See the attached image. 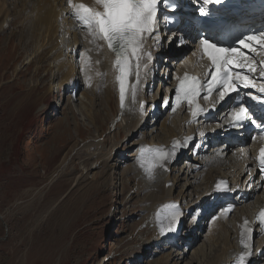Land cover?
Masks as SVG:
<instances>
[{
    "label": "rangeland",
    "instance_id": "obj_1",
    "mask_svg": "<svg viewBox=\"0 0 264 264\" xmlns=\"http://www.w3.org/2000/svg\"><path fill=\"white\" fill-rule=\"evenodd\" d=\"M9 1L27 17H0V264H199L208 243L216 240L205 221L193 231L194 238L184 232L177 244L168 238L143 244L144 237L151 235L144 232L140 236L149 205L144 201L147 195L129 179L122 155L113 161L117 165L113 173L107 175L102 165L94 163L86 179L77 180L92 161L82 144L99 133L84 113L92 106L95 112H105L104 92H99L97 99L94 90L87 94L93 103L98 101L94 105L84 98L79 65L82 52L88 51L86 42L70 41L74 34L68 29L75 27L63 11L55 44L65 51L62 60L67 67H74L77 76L61 89L62 77L56 61L46 55L47 40L41 35L45 29L36 20L32 0ZM167 40L168 36H163V43ZM165 72L160 66L153 69L146 84V99L151 100L146 108L153 103V95L156 107L161 106L167 88ZM52 85L56 87L51 91ZM157 116L160 127L165 113ZM156 134H160L159 129L152 134L147 126L127 144L150 141ZM72 148H76L72 170L49 184L64 157L71 156ZM185 177L180 170L172 172L178 186L174 195L183 206L186 201L195 204L198 198L195 191L190 196L193 187L187 186ZM182 191L188 194L186 201L180 197ZM210 198L207 195L194 211H203L204 216L203 207ZM190 227L187 224L186 229ZM195 250L199 253L194 255Z\"/></svg>",
    "mask_w": 264,
    "mask_h": 264
},
{
    "label": "bare ground",
    "instance_id": "obj_2",
    "mask_svg": "<svg viewBox=\"0 0 264 264\" xmlns=\"http://www.w3.org/2000/svg\"><path fill=\"white\" fill-rule=\"evenodd\" d=\"M238 1L241 4V8H243L251 0ZM176 2L179 4L177 12L188 11L185 9V0H176ZM80 4H85L97 11H103L102 4L98 3L97 0H32L36 20L43 27L41 29H45V33L42 32L41 34L39 32V34L43 35L44 40H47L46 55L52 56L56 61L62 77L61 82H59L61 89L66 88L70 81L77 76L74 67H67V63L62 60V57H66L65 51H61V48L55 44L56 36L61 32V13L66 11L69 18L73 20L75 27L73 30L68 29V33L71 31L74 34L73 39L69 38L70 41L73 40L74 43H78V41L80 42L78 39H82L86 42L88 50L87 52H82V62L79 65L81 74L84 77V98L94 105L98 101L96 100L97 102L93 103L87 94L94 90V99H97L99 92L105 93V112H95L94 106H92L91 110L84 113L87 118L92 119V122L97 125L99 133L91 136L85 144H82V147L88 152V159L92 161L87 165L86 173L83 172L79 177L77 176V180L84 181L88 176V172L94 170V163H96V167L102 165L107 171H105L107 175L113 173L117 168L116 163L113 164V161L117 159L118 154L122 155L123 160L126 161H122V163L125 164V172L129 174V179L136 183L147 195L144 201L149 205L146 210L144 224L142 225L144 229L142 228L143 232H140V236L145 235L143 234L144 232L151 233V235L144 237L143 240L145 242L143 244H151L154 240L164 238H168L171 243L177 244L179 241L174 240L171 234L168 233L170 224L166 221L165 213L168 206L178 201L174 195L178 187L177 181H173L172 172L182 171L183 174H186L187 186L193 187L189 190L190 196L193 195L192 191H195L194 194L198 195L194 204L186 201L188 196L186 191H182L180 194V197L186 201L184 207L189 217L187 224H190L191 219H194L193 225L186 230V236L194 238L196 232L193 231L201 226L202 221H205L214 235H216V240L213 239V243H208L209 246L205 247L206 252H202L205 255L202 256L203 258L198 263L234 264L242 253L241 246L244 242L239 226L244 217H252L264 204V187L260 179L254 176L246 183L245 187H241L244 196L240 198L237 193L231 200L224 199V196L216 197L217 192L213 189L221 182L227 183L232 189L237 184H244V181L249 178V173L251 175L254 174L256 157L262 144L260 134L258 133V137L252 142H249V139H244V141L239 143L231 144V136H233L235 130H239V134L236 135L239 138V136L245 135L246 129L234 126L228 110L225 109L222 113L209 119L202 116L200 119L194 120L190 117L186 108L181 107L173 113L170 112L169 106H166L167 91L165 92L162 107L155 108L157 98L153 95V103L146 108V102H151V100L147 101L146 99L148 91L146 84L153 75V69L156 68L157 70L160 66L161 69L166 70L164 82L167 84V90L175 84L186 69L200 71L202 68L201 42L191 40L188 50L175 51L173 49L174 43H172V35L175 33L169 31L166 27L167 16L156 21L152 33L144 34V55L140 58L138 68L136 61L131 60L132 68L128 90L122 104L120 101L119 70L116 65V54L108 48L107 41L99 36L97 30L85 22L79 13ZM65 5L67 7L64 8ZM209 6L213 7L214 4L210 3ZM17 7L9 0H0V17L12 16L13 19L21 16L27 17L24 10H18ZM236 12L237 10L225 11L224 15L225 17H232ZM262 20L264 21V14L262 15ZM13 22L10 26L13 25ZM184 25H187L185 20L181 29ZM196 33H198V36L200 35V31L196 30ZM39 34L36 35L39 36ZM163 36H168L167 43H163ZM59 39L61 40L60 37ZM44 40L43 44L45 45ZM154 43H157V45L151 54L150 50ZM147 51H150V55L153 56L152 60L146 56ZM244 56L247 59L238 68L237 74H241V72L250 74L251 72L244 65L250 62L254 67H257L259 57L264 56V48L253 49ZM171 73H173V80ZM251 77L252 75H250ZM251 81L254 87L246 86L245 90H242V94L245 99H260V96L255 95V93H259L260 89L264 88V81L258 75L255 79L252 77ZM55 87L52 85L51 91ZM33 90H31V93ZM208 101L219 105L222 104L218 102L215 96ZM153 113L154 115H152ZM157 113L158 115L165 113L160 127L158 126ZM211 119L213 121H210ZM147 126L150 127L152 134L158 129L160 134L153 135L150 141L141 139L142 141H134L128 145L129 141L135 136H139V133ZM186 133H195L197 136V142L194 143L187 155L188 159L186 162L182 163L181 166L177 165L176 161L169 162L168 168H154L151 175L145 171L146 164L144 160L150 159L146 155L147 150L159 145L170 146L175 137H182ZM75 149H71V156L67 155L64 157L62 164L60 163V167L53 174L49 184L53 183L59 176L61 177L69 170H72L70 163L72 153L76 152ZM84 149L82 151H85ZM192 178L195 181H192ZM195 183H198V185L193 186ZM210 192L212 198L205 202L203 207L205 215L202 216L203 211L196 213L194 208L196 205L202 204ZM128 196L130 198V195ZM227 205L231 207L232 211L230 214H225ZM217 208H219L218 211ZM216 215H218V218H213ZM38 222L39 219L37 220ZM197 253H199V250L198 252L196 250L193 252L194 255ZM249 261L251 264H264V236L256 239L255 251L249 257Z\"/></svg>",
    "mask_w": 264,
    "mask_h": 264
},
{
    "label": "snow or ice",
    "instance_id": "obj_3",
    "mask_svg": "<svg viewBox=\"0 0 264 264\" xmlns=\"http://www.w3.org/2000/svg\"><path fill=\"white\" fill-rule=\"evenodd\" d=\"M102 4L103 11H97L85 4L79 5V13L85 22L94 27L99 36L107 41L109 49L116 53V65L119 68V88L120 101L123 104L126 94V85L131 74V60L136 61L137 68L142 54L143 36L145 33H152L157 21L159 0H97ZM219 2V0H217ZM253 43L264 44V35H250L239 40V45L244 49H252ZM204 54L210 59L214 71L210 70V79L206 81L207 90H203V85L197 77H185L180 80L175 89L174 99L178 105L182 99L187 100L189 105H194L193 115L202 112L200 104L197 103L198 97L205 99L212 95V92L219 89L221 100L229 94L238 90V85L253 86L249 75L233 73L231 68L240 67L247 59L240 52L239 47H222L207 39L201 40ZM244 67L249 72H254L255 67L252 63L245 64ZM264 79V76H261ZM264 93V88L260 89ZM175 110V109H173ZM248 110L245 106L239 107L232 113V118L239 123L246 118ZM168 157L167 153L157 152L150 159L144 160L145 171L150 175L157 164L163 166ZM261 164L264 165V148L260 150ZM264 221V211L260 214ZM180 213L169 215L171 224L178 225L181 219ZM170 231L176 230L170 228ZM247 247V246H246Z\"/></svg>",
    "mask_w": 264,
    "mask_h": 264
}]
</instances>
